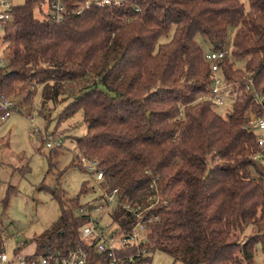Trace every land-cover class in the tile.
<instances>
[{
    "label": "trees",
    "instance_id": "obj_1",
    "mask_svg": "<svg viewBox=\"0 0 264 264\" xmlns=\"http://www.w3.org/2000/svg\"><path fill=\"white\" fill-rule=\"evenodd\" d=\"M49 2L14 6L2 40L8 63L0 68V96L30 107L40 89L42 109L66 103L60 121L82 115L87 132L74 138L75 145L100 162L103 188L143 209L158 194L160 202L150 210L159 216L147 244L152 254L183 264H255L259 248L264 256V177L253 160L259 146L248 113L264 114L253 98V92L264 96V0H248V11L241 0H129L124 8L80 15L74 10L83 0H68L60 23L43 10ZM230 28L232 48L219 75L235 96L222 117L203 99L211 68L197 39L221 50ZM236 61H245L244 68ZM248 78L252 89L246 92ZM47 129L39 134L40 148L47 147ZM58 148H50L49 158ZM72 165L84 171L79 162ZM2 184L0 179V192ZM5 185L3 213L17 192ZM87 192L83 183L80 194ZM54 195L61 215L34 238L35 252L27 259L66 256L83 245L79 231L89 218L77 212L89 203L82 206L79 197L66 199L58 190ZM113 218L123 231L136 222L126 213ZM4 243L0 220V253ZM88 264H109V258L92 248Z\"/></svg>",
    "mask_w": 264,
    "mask_h": 264
},
{
    "label": "rangeland",
    "instance_id": "obj_2",
    "mask_svg": "<svg viewBox=\"0 0 264 264\" xmlns=\"http://www.w3.org/2000/svg\"><path fill=\"white\" fill-rule=\"evenodd\" d=\"M26 0H12L14 6L24 5ZM245 10H249L248 0H241ZM47 5H43L47 11ZM35 16L43 18L39 9H36ZM235 29L230 28L225 48L231 50ZM198 43L205 54L213 50L211 44L202 38ZM167 41V39H163ZM3 42L0 41V48ZM235 66L243 69L245 61H236ZM16 99L15 97H11ZM233 98L226 93L224 106H216V112L226 117L231 111ZM18 99L20 105L21 99ZM66 103L56 105L49 104L42 109V97L40 89L32 98L30 107L20 105L14 111L11 118L0 125V179L2 181L0 197L5 194V187L12 185L16 187V193L11 197L10 205L3 213L0 207V220L5 229V243L9 258H24L35 252L34 238L46 231H50L61 215L59 201L54 192L60 191L66 199L79 197L80 205L97 203L105 211L106 207L102 199V189L85 170L72 165L73 161L78 162L81 153L76 148L74 138L82 137L87 132V126L83 123L81 114L67 121H60L58 114L63 110ZM22 107H24L22 109ZM34 116L35 123L27 119ZM50 115L46 121L44 116ZM37 126L41 132L53 134L57 132L62 139V146L51 157V149L41 147L39 134L35 132ZM261 135V133H258ZM30 168L26 173H20L23 166ZM19 169V170H18ZM83 183H87V193L80 194ZM21 248L15 255L14 251ZM152 264H183L174 262L169 255L156 251L152 254ZM255 264H264V256L260 250L256 253Z\"/></svg>",
    "mask_w": 264,
    "mask_h": 264
},
{
    "label": "built area",
    "instance_id": "obj_3",
    "mask_svg": "<svg viewBox=\"0 0 264 264\" xmlns=\"http://www.w3.org/2000/svg\"><path fill=\"white\" fill-rule=\"evenodd\" d=\"M68 0H50L47 12L50 19L56 23L64 21L68 14ZM129 4V0H83L74 10L76 15L90 10L91 8H124ZM14 5L12 0H0V41L3 40L5 27L12 19ZM230 55V50L227 48L214 50L205 55L206 61L211 68V85L209 92L203 98L204 100L214 103L216 106H224L226 103V93L229 95L230 87L226 85L219 75L221 64ZM7 53L5 47L0 48V68L7 67ZM252 89V79L248 78L246 84V92ZM237 96L241 97L242 92H238ZM235 96V95H234ZM253 98L257 105L264 108V96L253 92ZM24 105L21 101L20 105ZM18 99L6 98L0 96V125L7 122L14 111L20 107ZM24 107H22L23 109ZM250 120V129L256 133V139L259 146V152L253 157V160L258 164L264 177V114L256 115L252 111L248 113ZM28 120L35 123L34 116H28ZM35 132L41 134L40 129L35 126ZM258 133H261L259 135ZM62 146V139H57L52 135H47V148ZM80 166L91 175L97 183H99L103 195L102 199L106 207L105 211H101L102 207L97 203L91 202L88 207L81 208L77 212L79 216H88L89 222L84 225L79 231L80 240L83 242L74 251L66 256H58L50 254L37 259H27L26 257L9 258L5 250L0 253V264H88L89 251L93 248L100 254H105L109 258V264H149V259L152 253L148 250L147 244L151 226L159 220V216L153 213V210L160 202L157 196L149 198V206L143 209L140 205L134 203L127 196H120L117 190L107 192L103 188L104 173L98 160L89 158L81 154L78 158ZM166 200L165 203H167ZM164 203V204H165ZM126 213L136 217L135 224L129 231H123L122 227L114 220L113 215ZM120 221L122 218L119 219ZM7 243H4V248ZM137 252L127 254L129 249ZM127 249V250H126Z\"/></svg>",
    "mask_w": 264,
    "mask_h": 264
}]
</instances>
